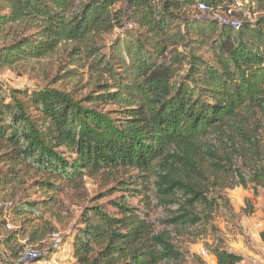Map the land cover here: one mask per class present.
Here are the masks:
<instances>
[{
    "label": "trees",
    "instance_id": "16d2710c",
    "mask_svg": "<svg viewBox=\"0 0 264 264\" xmlns=\"http://www.w3.org/2000/svg\"><path fill=\"white\" fill-rule=\"evenodd\" d=\"M57 53L83 87L0 90V264L75 218L73 264H206L186 245L208 232L241 264L213 219L264 190V0H0V70ZM85 180L109 201L76 217Z\"/></svg>",
    "mask_w": 264,
    "mask_h": 264
},
{
    "label": "rangeland",
    "instance_id": "374dc122",
    "mask_svg": "<svg viewBox=\"0 0 264 264\" xmlns=\"http://www.w3.org/2000/svg\"><path fill=\"white\" fill-rule=\"evenodd\" d=\"M256 15V14H255ZM252 18H255L256 16ZM63 60L61 54H56L52 59L41 60L38 62H28L14 66L12 69L0 70V90H22L28 91L33 87L42 86L46 83L54 81V86L64 90H70L77 84V88L83 87L87 78L84 76L80 79L71 80L63 79L62 71H58L59 64ZM64 63V60L63 62ZM109 188L98 187V185L90 180H85V190L83 199L74 197L71 199L72 211L76 217L82 211L86 204H102L106 205L109 201L108 197L97 200L98 195L103 194ZM118 196L114 194L113 198ZM227 197L233 209V214L218 210L213 219V224L217 228L220 237L224 241L225 247L233 253L243 257L241 264H264V241L261 240L260 234L264 231V190H259L254 197L252 193L241 188L227 192ZM245 200H249V207H246ZM251 209V213L245 214L242 209ZM77 218H75L76 220ZM75 220L68 229L57 228L56 231L66 241L61 250L53 251L50 257L41 261L39 264H73L70 247V235L68 232L73 227ZM262 223V227L257 228V223ZM7 229V228H6ZM213 243V237L208 232L202 236L195 244H187V248L192 257H197L205 261L206 264H215L213 257L203 259L200 251H208V247ZM5 245L0 244V251H3ZM33 249L32 247H28ZM46 258V257H45ZM44 259V258H43ZM189 264H193L192 262Z\"/></svg>",
    "mask_w": 264,
    "mask_h": 264
},
{
    "label": "built area",
    "instance_id": "2783aa9c",
    "mask_svg": "<svg viewBox=\"0 0 264 264\" xmlns=\"http://www.w3.org/2000/svg\"><path fill=\"white\" fill-rule=\"evenodd\" d=\"M237 5H239V3H237ZM198 9L203 12V13H211V9H209L206 5L204 4H199ZM213 17L216 19V21L223 25V26H227L230 27L234 30H238L239 29V25L237 23V21L232 20L230 18H228L227 16H223V15H219L216 13H213ZM257 228L262 227V223H257L256 225ZM6 228L8 230L11 229L10 225H6ZM50 245H51V249L53 251H58L61 250L62 246H64V242L62 240V237L60 236L59 233H53L50 236ZM46 251L45 250H35V249H29L26 248L22 255L21 258L19 259V262L24 263V264H28V263H32L36 260H38L40 257H44L46 255ZM200 256L203 259H208L211 256H208L207 253L204 250L200 251ZM215 260V259H214Z\"/></svg>",
    "mask_w": 264,
    "mask_h": 264
}]
</instances>
